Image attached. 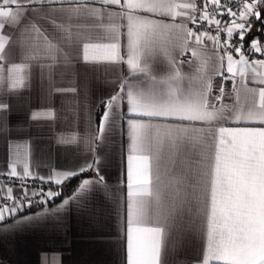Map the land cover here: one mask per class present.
<instances>
[{
  "label": "snow or ice",
  "instance_id": "obj_1",
  "mask_svg": "<svg viewBox=\"0 0 264 264\" xmlns=\"http://www.w3.org/2000/svg\"><path fill=\"white\" fill-rule=\"evenodd\" d=\"M74 60L113 66L111 91L91 107L86 87L50 89L82 94L88 152L82 162L57 166L63 170L49 164L41 174L21 145L8 144L0 235L82 207L87 190L108 188L107 157L97 148L126 127L122 207L113 196L122 264H168L184 234L202 242L194 264H264V0H0V120L10 97L30 86V68L42 77ZM186 63L195 73L185 72ZM125 64L128 73L116 71ZM157 70L169 87L127 78L156 81ZM185 78L195 86L180 88ZM55 115L49 108L32 119Z\"/></svg>",
  "mask_w": 264,
  "mask_h": 264
},
{
  "label": "crops",
  "instance_id": "obj_2",
  "mask_svg": "<svg viewBox=\"0 0 264 264\" xmlns=\"http://www.w3.org/2000/svg\"><path fill=\"white\" fill-rule=\"evenodd\" d=\"M29 20L35 22L31 16ZM44 26L49 27L47 24ZM255 27L260 25L257 23ZM5 31L10 35L16 33L15 28ZM185 59L191 62L194 57L189 54ZM112 67L107 66L106 70L104 65L85 66L83 61L74 60L70 67L54 65L51 74L46 70L42 77L30 68V86L10 97L6 120H0V168L6 167L10 158V143L21 145V151L28 152L30 166L40 164L41 174H47L49 164L63 170L57 166L74 165L77 160L82 162L91 142L79 115L85 107L83 96L80 92L61 96L52 94L50 89L86 87L87 107H91L111 91ZM120 70L128 73L127 65L116 66V71ZM184 70L195 73V67L190 69L188 63L184 64ZM156 74V81L139 73L129 74L127 78L138 87H169L159 80L163 73L157 70ZM195 84V80L185 78L179 86L189 89ZM172 86H175L174 82ZM226 87L231 91L232 82L228 81ZM225 102L231 104L234 101L229 99ZM49 108L56 114L53 119H32L33 112H45ZM128 143L125 127L122 134L117 130L109 144L97 148L98 154L107 157L104 174L109 187L93 188L83 193L84 206L73 205L66 213L46 214L0 235V260L3 264H122L121 249L114 235L113 196L120 198L122 207L127 195L124 184ZM113 189H116L115 193ZM60 202L58 199L55 203ZM34 211L40 209L29 210L28 214H34ZM201 247L199 238L184 234L177 239L175 248L169 251L168 264H194Z\"/></svg>",
  "mask_w": 264,
  "mask_h": 264
},
{
  "label": "trees",
  "instance_id": "obj_3",
  "mask_svg": "<svg viewBox=\"0 0 264 264\" xmlns=\"http://www.w3.org/2000/svg\"><path fill=\"white\" fill-rule=\"evenodd\" d=\"M78 180H73L65 189V192H70L71 189L75 186V184L77 183Z\"/></svg>",
  "mask_w": 264,
  "mask_h": 264
}]
</instances>
